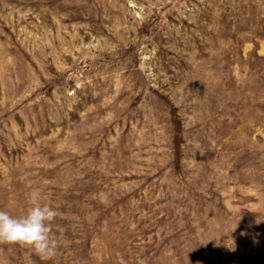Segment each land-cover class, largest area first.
Returning a JSON list of instances; mask_svg holds the SVG:
<instances>
[{
  "label": "rangeland",
  "instance_id": "1",
  "mask_svg": "<svg viewBox=\"0 0 264 264\" xmlns=\"http://www.w3.org/2000/svg\"><path fill=\"white\" fill-rule=\"evenodd\" d=\"M33 189L57 254L0 264H264V0H0V210Z\"/></svg>",
  "mask_w": 264,
  "mask_h": 264
},
{
  "label": "clouds",
  "instance_id": "2",
  "mask_svg": "<svg viewBox=\"0 0 264 264\" xmlns=\"http://www.w3.org/2000/svg\"><path fill=\"white\" fill-rule=\"evenodd\" d=\"M29 203L26 214L19 217L0 210V245H19L32 250L42 260H51L58 250L52 224L59 212L41 203L39 189L31 191Z\"/></svg>",
  "mask_w": 264,
  "mask_h": 264
},
{
  "label": "built area",
  "instance_id": "3",
  "mask_svg": "<svg viewBox=\"0 0 264 264\" xmlns=\"http://www.w3.org/2000/svg\"><path fill=\"white\" fill-rule=\"evenodd\" d=\"M76 90H77V86L75 85L67 91V95H70V96L74 95L76 93Z\"/></svg>",
  "mask_w": 264,
  "mask_h": 264
}]
</instances>
